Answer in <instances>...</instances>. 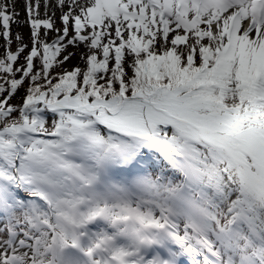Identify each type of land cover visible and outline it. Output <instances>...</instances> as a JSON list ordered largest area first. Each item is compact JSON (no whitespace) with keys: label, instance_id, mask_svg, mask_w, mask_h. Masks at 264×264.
Returning a JSON list of instances; mask_svg holds the SVG:
<instances>
[{"label":"snow or ice","instance_id":"snow-or-ice-1","mask_svg":"<svg viewBox=\"0 0 264 264\" xmlns=\"http://www.w3.org/2000/svg\"><path fill=\"white\" fill-rule=\"evenodd\" d=\"M0 40V264H264V0H0Z\"/></svg>","mask_w":264,"mask_h":264},{"label":"rangeland","instance_id":"rangeland-1","mask_svg":"<svg viewBox=\"0 0 264 264\" xmlns=\"http://www.w3.org/2000/svg\"><path fill=\"white\" fill-rule=\"evenodd\" d=\"M41 11H42V7H41ZM60 22L57 21V26H59ZM12 31L15 34L17 31L22 32V34L25 37V42L28 43V33H29V29L27 26H24L22 28H18L16 25L12 26ZM3 44V40H0V45ZM13 48H15V44H13ZM82 49H74V48H70L69 51H76L79 54V51H81ZM3 49L0 48V52H2ZM77 54L76 57H74L72 60H70L67 64V67L71 68L73 66H75L76 64L81 63V61L79 60V55ZM22 94V93H21ZM18 102V98L13 100V103H17Z\"/></svg>","mask_w":264,"mask_h":264},{"label":"bare ground","instance_id":"bare-ground-1","mask_svg":"<svg viewBox=\"0 0 264 264\" xmlns=\"http://www.w3.org/2000/svg\"><path fill=\"white\" fill-rule=\"evenodd\" d=\"M18 9H19V5H18ZM42 11H43V7H42Z\"/></svg>","mask_w":264,"mask_h":264}]
</instances>
